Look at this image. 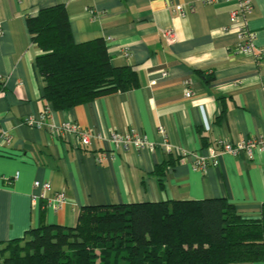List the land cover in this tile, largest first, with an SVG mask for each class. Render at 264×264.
Masks as SVG:
<instances>
[{
	"label": "crops",
	"instance_id": "1",
	"mask_svg": "<svg viewBox=\"0 0 264 264\" xmlns=\"http://www.w3.org/2000/svg\"><path fill=\"white\" fill-rule=\"evenodd\" d=\"M240 1L0 0V252L42 225L75 227L81 209L92 205L224 198L242 218L261 217L264 151L252 159L221 153L217 166L196 168L198 159L209 161L211 149L221 152L219 141L264 139V57L238 52L231 13ZM251 1L249 29L264 48V0ZM59 4L76 44L103 38L114 67L137 71L138 88L68 110L43 98L42 52L27 19ZM168 30L176 33L173 43L164 36ZM44 111V128L26 124ZM64 122L93 134L91 144L83 149L74 137H54L48 128ZM130 131L156 151L117 150L111 135ZM6 136L11 141L2 144ZM171 159L179 161L161 185L151 173ZM36 181L52 184L49 198L63 192L68 201L46 207Z\"/></svg>",
	"mask_w": 264,
	"mask_h": 264
},
{
	"label": "trees",
	"instance_id": "2",
	"mask_svg": "<svg viewBox=\"0 0 264 264\" xmlns=\"http://www.w3.org/2000/svg\"><path fill=\"white\" fill-rule=\"evenodd\" d=\"M27 24L42 52L43 98L55 110L139 87L132 66H113L103 38L76 44L64 5L40 10ZM176 161L153 169L161 185ZM243 263H264V204L250 220L224 198L85 206L75 227L42 225L0 252V264Z\"/></svg>",
	"mask_w": 264,
	"mask_h": 264
},
{
	"label": "built area",
	"instance_id": "3",
	"mask_svg": "<svg viewBox=\"0 0 264 264\" xmlns=\"http://www.w3.org/2000/svg\"><path fill=\"white\" fill-rule=\"evenodd\" d=\"M200 2L208 5H213L219 2L220 0H199ZM178 11H181L183 15L185 14L182 10V7L177 8ZM252 11V1L251 0H241L238 9L234 10L231 13V26L236 28L237 34L240 39L238 52L244 56H252L259 60L261 57H264V48H258L256 46V34L252 33L248 25V16ZM165 38L173 43L176 41V33L172 30L164 32ZM264 89V88H263ZM193 93L191 91L186 92V96L191 98ZM48 112L44 111L41 115V118L38 120L29 119L26 121V124L32 125L36 128H44L45 121L47 120ZM54 137L66 136L67 138L74 137L77 140L78 146L80 148H87L91 144V139L93 134L88 131L83 130L76 123L73 122H64L61 126H51L48 128ZM160 134H165V129L160 128ZM111 142L117 150H123L128 152L132 148L138 152L148 150L150 152L156 151V145L150 142L145 136L135 132L130 131L126 134H119L114 132L111 137ZM3 143H10L11 138L6 136L3 138ZM218 145L221 149V152H216L215 150H210V159L206 161L204 159H198L196 161V168L199 170H206L209 165L217 166L219 164V155L221 153H228L236 157H243L246 159H252L255 156L256 152L264 151V139L261 138H252L248 140L239 141L236 144L229 142L219 141ZM164 149L166 152L171 153L172 147L165 144ZM35 187L43 190L41 199L47 203L48 207H52L55 210L59 209L68 198L65 193L58 192L54 194V197L49 198L48 193L52 191V184L50 182H35Z\"/></svg>",
	"mask_w": 264,
	"mask_h": 264
}]
</instances>
